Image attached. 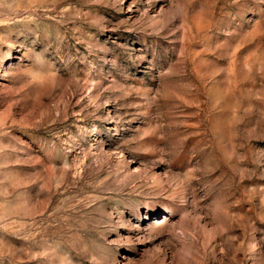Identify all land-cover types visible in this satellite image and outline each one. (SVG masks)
Returning a JSON list of instances; mask_svg holds the SVG:
<instances>
[{"label":"rangeland","instance_id":"rangeland-1","mask_svg":"<svg viewBox=\"0 0 264 264\" xmlns=\"http://www.w3.org/2000/svg\"><path fill=\"white\" fill-rule=\"evenodd\" d=\"M0 264H264V0H0Z\"/></svg>","mask_w":264,"mask_h":264}]
</instances>
